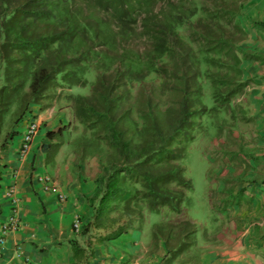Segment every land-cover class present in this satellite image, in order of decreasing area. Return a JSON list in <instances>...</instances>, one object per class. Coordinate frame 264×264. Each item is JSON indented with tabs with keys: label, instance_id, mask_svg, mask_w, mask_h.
Here are the masks:
<instances>
[{
	"label": "trees",
	"instance_id": "1",
	"mask_svg": "<svg viewBox=\"0 0 264 264\" xmlns=\"http://www.w3.org/2000/svg\"><path fill=\"white\" fill-rule=\"evenodd\" d=\"M155 1L0 0L3 144L15 135V128L31 108L49 98L45 92L56 85L58 77L67 87H83L85 74L96 63L99 74L94 77L89 95L76 96L72 102L76 120L87 129V136L76 139V151L81 158L92 154L104 157L92 181V216L80 231V235L102 231L95 238L100 242L132 230L131 219H140L143 210L158 214L166 208L173 215L180 214L191 191L183 168L184 145L192 139L191 120L208 111H224L241 87L233 79L239 70L220 59L224 47L226 57L236 58L229 39L223 47V40L214 37L215 31L225 34L218 17H208L209 24L190 37V45H180L178 31L196 15V8L193 6L186 15L177 6L166 4L168 7L162 5L159 13L149 17ZM207 10L201 14L205 16ZM99 11L109 12L122 31L129 28L128 23L141 28L150 41L149 54L143 60L112 58L120 63L118 70L112 68L110 56L92 51V45L103 37L98 33L102 24ZM200 20L197 17L196 24ZM252 26L264 32V24L254 22ZM233 27L235 33H242L237 23ZM256 61L264 63L259 58ZM197 64L204 70L197 71ZM170 65L171 80L178 92L175 108L152 110L149 99L142 101L132 116L123 111L121 103L129 93V85L148 75L161 79ZM201 79L210 86L213 106L209 109L203 104ZM57 133L58 144L52 148L61 143ZM52 134L45 133L47 137ZM185 225L190 223L185 221ZM70 247L74 259H78L83 249L73 241ZM177 252L179 248L173 251Z\"/></svg>",
	"mask_w": 264,
	"mask_h": 264
},
{
	"label": "rangeland",
	"instance_id": "2",
	"mask_svg": "<svg viewBox=\"0 0 264 264\" xmlns=\"http://www.w3.org/2000/svg\"><path fill=\"white\" fill-rule=\"evenodd\" d=\"M246 1L156 0L152 11L148 12L149 17H153L159 13L162 5L166 6V4L177 6L178 9H182V14L186 15L193 6L196 8L193 11L196 15L188 18L186 25L178 31L177 38L180 45L181 43L190 45V37L199 33L204 25L209 24L208 17L211 20L213 16H217L225 34L215 31L214 37L223 40L224 44L221 45L223 47L229 39L228 41L233 46L231 52L236 58L233 59V55L226 57V47H224L220 59L239 70L238 73L233 74V79L241 85L239 91L228 101L224 111L221 110L222 108L218 113L213 112L214 114L208 111L200 118L191 120L193 122L190 129L192 139L184 145L183 159L184 177L190 181L191 191L186 194V203L181 205L180 214L173 215L166 208H162L158 214L143 210L140 219L136 217L131 219L134 227L132 230L143 231L146 238L150 240L151 248L156 249V244L164 242L171 256L170 262L173 258V251L178 248L180 252L174 254H177L175 256H179L180 260L197 256L200 248L195 247V238L201 240L205 232L214 236L215 243L216 232L220 230V221L216 218L228 217L220 209L221 202L217 200L218 192L236 185L225 182L224 180H231L230 176L221 177L219 172L223 170L231 173L239 170L244 173L254 163L253 153L248 150L254 148L252 140L255 138L253 133L257 127V118L253 111L256 110L259 93L262 91L259 87L263 83L259 80L262 76L259 74L264 72V65L256 61V58L264 60V34L255 31L250 26V21H246L243 14ZM201 7L204 9L199 10ZM205 9L209 11L207 10L204 16L201 12ZM140 14L141 12L138 16L143 18ZM197 17L201 18L198 24L195 22ZM99 18L102 24L98 27V33L103 37L92 45V51L97 54H106L111 57L110 60L114 57L119 60L128 58L143 60L149 54V38L137 25L128 23L129 28L122 31L109 12L99 11ZM235 23L242 29V33L239 31L235 33V28H232ZM212 56L215 58L213 54ZM92 64L85 74L86 83L83 87H67L60 82L58 77L56 85L45 92L49 98L39 104L35 113L46 111L45 113L49 114L54 109L53 117L60 114L59 121L54 126L57 125L56 129L61 131L63 153L72 156L71 162L78 173L93 181L98 173L99 165L104 162V157L92 154L91 157L81 158L79 152L76 151L75 141L80 136H87V129L76 120L72 102L76 96L89 95L94 77L99 74V71L95 69L96 63ZM119 67L120 63L113 60L112 68L118 69ZM170 67L171 65L170 70L161 79L148 75L143 80L129 85L127 88L129 93L125 94L121 103L123 111L127 110L132 116L140 103L149 99L152 101L150 104L152 110L163 111L167 107L175 108L178 92L175 83L171 80L172 67ZM195 68L197 71L198 68L201 71L204 70V67L199 64ZM209 70L211 69H207ZM200 85L203 104L209 109L213 106L210 86L202 79ZM231 139L233 141H230ZM123 221H125L124 217H122ZM185 221L189 222L190 226L185 225ZM165 224H168V227ZM99 232L102 231L99 230Z\"/></svg>",
	"mask_w": 264,
	"mask_h": 264
},
{
	"label": "crops",
	"instance_id": "3",
	"mask_svg": "<svg viewBox=\"0 0 264 264\" xmlns=\"http://www.w3.org/2000/svg\"><path fill=\"white\" fill-rule=\"evenodd\" d=\"M243 14L253 29L254 22L264 24V0H247ZM263 74H259L262 91L253 111L257 118L252 140L254 148L248 150L253 153L254 163L244 173L239 170L219 172L221 177L230 176L231 180L225 182L236 185L218 192L220 209L228 217L216 218L220 221V230L216 232L215 243L214 236L205 232L201 240L195 238V247L200 248L197 256L180 260L173 253L170 262L171 256L164 242L156 244V249L151 248L150 240L141 230H129L104 242L95 239L102 234L99 231L74 234L72 218L77 215L83 227L92 216L93 205L89 199L94 184L78 173L71 162L72 156L63 153L61 143L52 148L58 144L57 132L61 135L57 125L54 126L60 114L53 117L54 109L49 114L46 111L37 114V109L33 108L39 129L24 157L18 156L23 124H18L15 135L4 144V133L0 132V225L12 211L10 200L5 196L11 185L16 186L15 197L18 198L15 208L17 228L5 238L0 264H264ZM47 131L53 132L54 136L47 137ZM38 174L49 175L56 186L42 190L34 181V175ZM58 194L64 199H58ZM72 241L83 249L78 259L72 255Z\"/></svg>",
	"mask_w": 264,
	"mask_h": 264
},
{
	"label": "built area",
	"instance_id": "4",
	"mask_svg": "<svg viewBox=\"0 0 264 264\" xmlns=\"http://www.w3.org/2000/svg\"><path fill=\"white\" fill-rule=\"evenodd\" d=\"M21 124H23L24 129L21 134V140L18 149L19 158L24 157L28 152V150L30 149L31 143L34 140L39 127V123L37 122V119L36 117H34V114H32V112L30 114L25 115L22 118ZM34 179L36 183L41 185V188L44 191L53 189V187L56 186L55 182L47 174L34 175ZM15 195H16V186L11 185L8 188V190H6L5 196L10 200L12 211L11 214L6 218V220L0 225V251L3 247L6 236L9 233L14 232L17 228L18 218L15 208H16V203L18 202V198L15 197ZM58 199L63 200L64 196L58 194ZM71 227L74 234L77 235L80 233L82 228V221L77 215H75L72 218Z\"/></svg>",
	"mask_w": 264,
	"mask_h": 264
},
{
	"label": "clouds",
	"instance_id": "5",
	"mask_svg": "<svg viewBox=\"0 0 264 264\" xmlns=\"http://www.w3.org/2000/svg\"><path fill=\"white\" fill-rule=\"evenodd\" d=\"M33 108H36V109H38V106H34V107H32V108H31V110H30V112H32V109H33ZM34 117H36V115H35V114H34ZM38 129H39V127H38ZM35 137H36V136H35ZM79 234H80V233H79ZM77 235H78V234H77Z\"/></svg>",
	"mask_w": 264,
	"mask_h": 264
}]
</instances>
